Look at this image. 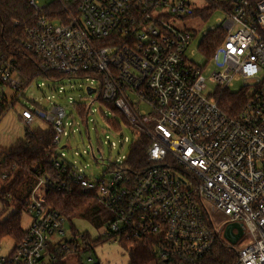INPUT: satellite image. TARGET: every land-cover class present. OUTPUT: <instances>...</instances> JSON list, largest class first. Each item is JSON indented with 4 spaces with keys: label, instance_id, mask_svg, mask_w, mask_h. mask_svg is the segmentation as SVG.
I'll list each match as a JSON object with an SVG mask.
<instances>
[{
    "label": "built area",
    "instance_id": "2783aa9c",
    "mask_svg": "<svg viewBox=\"0 0 264 264\" xmlns=\"http://www.w3.org/2000/svg\"><path fill=\"white\" fill-rule=\"evenodd\" d=\"M54 1L58 7L29 0L33 22L18 38L37 74L28 75L18 55L0 48V103L8 107L6 86L20 102L39 75L85 77L95 92L98 82L99 97L125 115L134 139H149L146 163L125 164L127 154L92 179L66 158L62 139L72 123L65 108L23 105L24 125L43 118L52 126L60 175L38 178L26 201L31 223L0 264H49L53 246L60 253L87 250L85 264H101L91 235L67 234L65 216L44 207L46 185L93 192L111 216L97 239L148 242L164 264H207L218 244L234 252L233 264H264V0H206L210 13L224 14L211 31L225 33L208 59L215 65L208 78L205 66L188 57L195 35L175 24L202 10L192 1ZM208 79L216 83L213 92H206ZM235 80L244 82L245 101L228 112L221 98ZM93 93L91 104L99 102ZM4 151L0 147V202L9 178ZM232 223L243 224L238 242L252 241L236 248L226 240Z\"/></svg>",
    "mask_w": 264,
    "mask_h": 264
},
{
    "label": "rangeland",
    "instance_id": "374dc122",
    "mask_svg": "<svg viewBox=\"0 0 264 264\" xmlns=\"http://www.w3.org/2000/svg\"><path fill=\"white\" fill-rule=\"evenodd\" d=\"M53 1L40 0L42 4ZM190 1L194 4L192 6H197L202 10H198L196 13L184 18H177L175 24L181 29L190 30L195 35L188 51V57L194 63L202 67L205 66L203 73L208 78L215 69V65L208 62V56L201 52L199 46L204 35L211 31L212 28L220 25L224 14L219 10L210 13L205 8L209 6L206 0ZM192 50L194 51L192 52ZM39 84L40 86H38ZM89 84L90 81L85 77H71L54 82L47 76L39 75L25 88V96L21 97L20 102H14L15 90L6 86L8 111L0 120V147H11L25 136L27 130H40L48 127L49 123L43 118H36L29 126L24 125L19 119L24 106L32 109L35 105H39L49 111L54 104H57L65 108L68 115L65 119L72 123V125H68L70 136H65L62 139V146L66 142L68 144L67 148H63L66 158L76 166L85 169L90 178H101L108 163L116 161L129 153L136 133L132 127L125 124L119 131L109 128L105 117L113 118L112 111L100 105L97 101L91 104V96L87 91ZM243 86V80H235L234 84L230 86V91L239 92ZM94 87L98 88L97 92L93 93V96H96L100 89L99 83L96 82ZM216 87L215 82L207 80L206 92H213ZM133 100H136V96L133 97ZM72 102L91 104L93 111L88 117V124L82 123L79 117L75 115ZM140 108L148 110V107L143 104L140 105ZM100 109L102 110L101 112L99 111ZM37 182V178H27L21 186L18 195L24 197L28 194L30 195ZM98 208L101 210L99 213L101 218H104V220L110 219L109 213L105 212L100 205H98ZM18 210H21L22 226L27 229L31 223L32 216L27 211L26 206L22 208L16 203L12 206H7L5 201L0 202V220H5ZM217 217L220 218L221 216L217 215ZM73 225L79 231V234L87 232L91 235V240L95 244L93 253L101 264H129L131 248L129 244L116 242L111 239L96 244L95 242L101 241L97 239L101 227L97 226L95 221L90 218L76 217L71 221L67 220L65 225L67 234L71 233ZM235 230L237 231V228ZM226 240L233 246L235 245L236 248L252 241L251 239L246 243H242V241L233 243L229 239ZM15 243L14 237H3L0 241V256L8 254L14 248ZM68 262L70 264H79L77 258L73 255L68 257Z\"/></svg>",
    "mask_w": 264,
    "mask_h": 264
},
{
    "label": "trees",
    "instance_id": "16d2710c",
    "mask_svg": "<svg viewBox=\"0 0 264 264\" xmlns=\"http://www.w3.org/2000/svg\"><path fill=\"white\" fill-rule=\"evenodd\" d=\"M51 4L58 7L55 1ZM33 11L34 9L29 4V0H0V48L18 55L17 57L25 67L26 73L31 76L37 74L38 71L35 59L29 51L23 50L18 38L22 36L25 28L32 24ZM14 22H17V24L15 25ZM224 36L225 33L220 28L209 31L204 35L199 49L209 59ZM17 50H19V54H17ZM44 76L53 78L54 82L61 81L63 78V75L57 73L45 74ZM97 100L102 106L112 111L113 118L104 116L108 121L110 129L119 131L123 128L124 124L128 125L125 115L111 103L103 102L99 97V92ZM244 101L245 96L241 93L225 91L221 98V105L228 112H236ZM73 108L75 115L79 117L80 121L88 124L89 105L74 102ZM7 109V106L0 103V120L6 114ZM54 136L55 132L52 126L48 124V127L45 129L27 130L23 138L19 139L11 147L4 148L5 167L9 170V178L3 189L4 201L7 206H12L15 203L22 208L26 206V201L30 195L28 194L24 197L18 194L27 178L33 177L38 180L43 175H49L53 178L59 177L60 171L54 167V161L58 156L56 146L53 144ZM149 142V139L144 134H140L139 137L134 139L125 164L136 167L144 165L146 163V148ZM44 190V207L57 210L65 216L66 220L71 221L76 217L90 218L99 227H102L109 221V218L104 220V218L100 217L99 213L101 210L98 208V205L103 210L105 209L98 202L93 192H83L78 188L72 192H66L51 185H46ZM105 212L107 211L105 210ZM21 222V210L12 213L5 220H0V241L5 236L14 237L15 241L22 239L26 233V229L23 228ZM71 231L74 234L79 232L74 225ZM84 235L88 237L87 240H90L89 233L85 232ZM100 242L102 241L95 243L98 244ZM122 242L131 246L129 264H164L154 254L150 243L136 239ZM51 251L55 256L49 264H70L68 257L71 255L77 258L79 264H85L83 261L84 252L87 250L60 253L58 248L53 246ZM234 260V253L226 249L222 244H218L208 257L207 264H233Z\"/></svg>",
    "mask_w": 264,
    "mask_h": 264
},
{
    "label": "water",
    "instance_id": "95a60500",
    "mask_svg": "<svg viewBox=\"0 0 264 264\" xmlns=\"http://www.w3.org/2000/svg\"><path fill=\"white\" fill-rule=\"evenodd\" d=\"M87 91L90 94L92 92H95V89L87 87ZM234 228L238 229L239 232L237 234H233L232 230ZM242 233H243V224H241V223H232V224L228 225L227 230L225 232V237L228 238L233 243H235L238 240V238L242 235Z\"/></svg>",
    "mask_w": 264,
    "mask_h": 264
}]
</instances>
